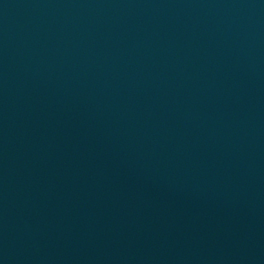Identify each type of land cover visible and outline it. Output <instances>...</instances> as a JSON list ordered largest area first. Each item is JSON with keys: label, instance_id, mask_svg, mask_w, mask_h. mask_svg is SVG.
Returning <instances> with one entry per match:
<instances>
[{"label": "water", "instance_id": "1", "mask_svg": "<svg viewBox=\"0 0 264 264\" xmlns=\"http://www.w3.org/2000/svg\"><path fill=\"white\" fill-rule=\"evenodd\" d=\"M0 264H264V0H0Z\"/></svg>", "mask_w": 264, "mask_h": 264}]
</instances>
